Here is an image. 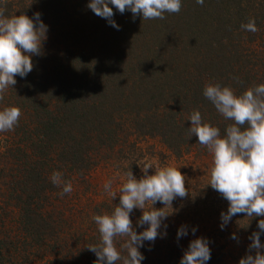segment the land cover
Masks as SVG:
<instances>
[{
    "label": "trees",
    "instance_id": "obj_1",
    "mask_svg": "<svg viewBox=\"0 0 264 264\" xmlns=\"http://www.w3.org/2000/svg\"><path fill=\"white\" fill-rule=\"evenodd\" d=\"M35 2L42 16L65 29L63 47L50 57L32 56V71L14 77L4 97L22 115L13 131L1 133L10 136L7 151L15 158L6 197L19 200L20 229L35 242L55 235L52 221L37 211L54 190V171H87L92 152L124 132L158 137L179 156L200 145L188 131L193 111L221 137L233 123L203 95L206 85L241 95L264 84V0H204L203 6L181 0L179 13L150 20L113 7L119 30L87 7L90 0ZM65 3L68 13L61 9ZM12 5L0 0L8 17ZM250 18L255 33L241 28Z\"/></svg>",
    "mask_w": 264,
    "mask_h": 264
},
{
    "label": "clouds",
    "instance_id": "obj_2",
    "mask_svg": "<svg viewBox=\"0 0 264 264\" xmlns=\"http://www.w3.org/2000/svg\"><path fill=\"white\" fill-rule=\"evenodd\" d=\"M203 6L204 0H196ZM109 4L112 7H109ZM181 0H90L87 7L98 17L104 18L109 25L117 30L119 26L112 19L113 7L121 14L130 11L133 17L141 15L142 19H164L165 13H179ZM6 7H0V101L4 93L16 84L14 77L24 78L33 69L32 56L41 55L42 42L47 39V26L40 20V14L34 13L33 18L27 15H5ZM241 28L257 32L255 19L250 18ZM203 95L215 106V109L228 120L233 121L227 126L226 135L221 137L220 129L202 121L199 111H193L188 128L190 137L195 135L198 143L206 147L213 156L208 185L228 201L227 212H221V230L237 214L246 217H264V84L249 88L241 95H236L230 87L219 84L206 85ZM22 112L18 107H5L0 110V133L13 131L18 125ZM246 125V127H245ZM243 129V130H242ZM151 164L143 165L141 179H136L132 172H126V181L118 192L112 190V181L104 185L105 192L114 199L119 193V205L111 214L94 215L93 220L98 226L100 243L91 245L88 250L97 257L94 264H141L144 256L139 248L144 242H154L160 233L162 221L173 213L172 202L177 198L189 195L185 187L186 177L173 166L155 167L153 175L148 169ZM51 182L61 187L59 195L72 192L71 181H65L61 172H53ZM156 202L163 208H153ZM146 204L150 210L145 211ZM134 209H141L142 216L137 227L147 228L137 233L130 219ZM166 227V226H165ZM259 232H253L249 239L248 251L255 255H245L239 264H264V244L260 235L264 233V219L257 224ZM195 233L196 229H192ZM186 226L177 231V239L186 236ZM117 237H127L122 244L126 255L118 250ZM232 239H236L233 235ZM208 241L197 238L190 242L188 250L180 260V264H205L211 258Z\"/></svg>",
    "mask_w": 264,
    "mask_h": 264
},
{
    "label": "rangeland",
    "instance_id": "obj_3",
    "mask_svg": "<svg viewBox=\"0 0 264 264\" xmlns=\"http://www.w3.org/2000/svg\"><path fill=\"white\" fill-rule=\"evenodd\" d=\"M4 1L13 2L9 17L24 14L33 18L34 13L40 14V20L47 26V39L42 42L39 56L48 54L50 57L53 51L62 49L61 33L65 29L60 32L55 22L42 16V7L35 0ZM69 5L65 3L61 9L68 13ZM3 101L0 110L10 107L6 96ZM10 142L9 135L0 133V264H94L97 257L88 247L99 244L101 238L93 216L111 214L114 207L119 205V193L112 199L105 192L104 185L111 180L112 190L118 192L126 181V172L130 170L139 180L144 175L141 169L146 164L154 168L173 166L179 169L186 177L185 187L189 195L177 197L172 202L174 211L162 221L158 229L160 235L154 242L145 241L144 246L139 248L145 255L144 259H149L145 264H180L190 242L197 238L209 242L208 247L213 254L209 261L212 262L220 257L222 264H239L245 255H255V251H248L251 244L249 237L253 232L260 231L257 224L264 217L249 218L246 214H237L221 230L220 214L226 213L229 205L221 194L208 185L213 156L207 148L194 145L185 153L175 156L158 137L130 132L120 133L111 146L96 148L91 154L93 165L87 171L62 173L65 181H71L72 192L61 196L62 186H55L45 199L39 201L37 207V211L45 216L46 223L52 221L55 235L45 233L41 243L30 240L20 229L22 208L19 200L6 197L8 169L13 167L15 159L7 151ZM154 168L148 169L149 175L154 174ZM152 207L160 209L164 205L156 202ZM144 210H150V204H146ZM141 216V209H134L130 213L137 233L147 228V225L137 227ZM181 226H186L188 234L177 239ZM192 229H196L195 233ZM233 235L236 239L231 238ZM126 240L127 237H117L115 240L122 255H126L122 248ZM260 242L264 244V233L260 235ZM261 253L264 254V249H261ZM118 263L122 264L121 261Z\"/></svg>",
    "mask_w": 264,
    "mask_h": 264
}]
</instances>
